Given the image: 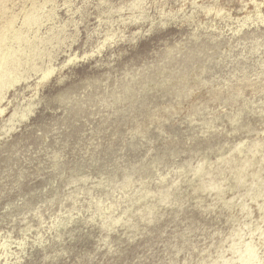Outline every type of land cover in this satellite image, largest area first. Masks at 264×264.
<instances>
[{
	"label": "rangeland",
	"instance_id": "374dc122",
	"mask_svg": "<svg viewBox=\"0 0 264 264\" xmlns=\"http://www.w3.org/2000/svg\"><path fill=\"white\" fill-rule=\"evenodd\" d=\"M11 24L0 264H264V0H0Z\"/></svg>",
	"mask_w": 264,
	"mask_h": 264
},
{
	"label": "bare ground",
	"instance_id": "6f19581e",
	"mask_svg": "<svg viewBox=\"0 0 264 264\" xmlns=\"http://www.w3.org/2000/svg\"><path fill=\"white\" fill-rule=\"evenodd\" d=\"M33 8V7H32ZM220 10V9H219ZM35 11V10H34ZM35 16V15H34ZM31 17V15H29L27 18H30ZM33 17V16H32ZM26 18V17H25ZM41 18V17H40ZM32 19V18H31ZM12 20V19H11ZM23 21H24V19H23ZM35 22V21H34ZM27 23V22H26ZM29 24H31V23H29ZM34 24V23H33ZM10 25V24H9ZM14 25V24H13ZM24 25H25V23H24ZM11 26H12V24H11ZM33 27V26H32ZM32 30V29H31ZM10 31H14V34H13V36H12V41H13V43H12V45L10 46H6L5 45V43H6V41L8 42L9 41V35H7ZM10 34V33H9ZM22 34L23 33H21L20 31L19 32H17V30H15L14 29V27L12 26V27H8V28H6V29H4L3 31H0V89L2 90V88H10V87H12V86H14V84L16 83V82H20V80L23 78V77H21V76H18V75H15V73H13V71H11V69H10V66H11V63L12 64H14V63H16V62H18V64H16V65H19L20 63H21V61H20V57L18 58V56H17V52L18 51H20V52H23L24 54H25V52H26V50H28V49H26L27 47H28V45H27V47L26 48H22V46L21 45H19L17 48H15L13 45L15 44V43H18V42H20V41H22L21 39H22ZM27 35V34H26ZM24 39V38H23ZM31 41V40H30ZM29 41V42H30ZM28 43V42H27ZM101 44H103V43H101ZM16 45V44H15ZM105 45H106V42H105ZM103 46V45H102ZM36 50V49H35ZM27 53V52H26ZM30 53H32L31 52V50H30ZM36 53V52H35ZM88 53V52H87ZM94 53V52H93ZM20 55V54H19ZM28 55V54H27ZM75 55V54H74ZM77 55V54H76ZM23 57H24V55H23ZM22 57V58H23ZM77 56H75V58H76ZM34 58V57H33ZM33 58H32V60H33ZM81 58V57H80ZM83 58V57H82ZM68 60H70V59H68ZM74 61V60H73ZM67 66V65H66ZM19 67V66H18ZM53 71H54V68H52V67H48L47 69H46V71L44 70L41 74L43 75L42 76V80L44 81V80H47V79H49L50 77H51V75H52V73H53ZM27 78V77H26ZM17 84V83H16ZM0 90V91H1ZM37 91V90H36ZM2 96L0 97V100H2ZM4 111V110H3ZM2 111V109L0 108V112H2V113H4ZM1 113V114H2Z\"/></svg>",
	"mask_w": 264,
	"mask_h": 264
}]
</instances>
